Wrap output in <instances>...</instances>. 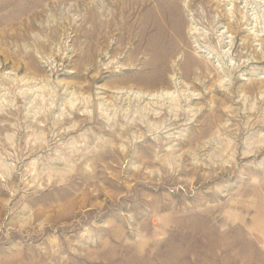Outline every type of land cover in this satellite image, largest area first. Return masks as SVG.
Returning a JSON list of instances; mask_svg holds the SVG:
<instances>
[{
	"label": "rangeland",
	"instance_id": "374dc122",
	"mask_svg": "<svg viewBox=\"0 0 264 264\" xmlns=\"http://www.w3.org/2000/svg\"><path fill=\"white\" fill-rule=\"evenodd\" d=\"M263 147L264 0H0V264H210L183 202L253 205Z\"/></svg>",
	"mask_w": 264,
	"mask_h": 264
},
{
	"label": "bare ground",
	"instance_id": "6f19581e",
	"mask_svg": "<svg viewBox=\"0 0 264 264\" xmlns=\"http://www.w3.org/2000/svg\"><path fill=\"white\" fill-rule=\"evenodd\" d=\"M262 151H264V149L256 148L255 150L244 153L241 158L242 159H249V158H252L254 156H257L259 154V152H262ZM249 170L250 171H256V169H254L252 167L249 168ZM208 178H210V177H208ZM263 183H264V181H263ZM241 189H242V187H241ZM259 189L260 190L256 192L257 201L253 205H251L250 203H247L244 200H238V201H233V202L229 201V203H226V202L222 203V204L219 203L218 205L215 204L214 206L213 205L207 206L206 201L217 200V198L219 196H221V194L218 191H215L214 189L210 190L207 193L197 192L194 196L190 197V198H192L193 201L189 204H187L188 201H187V203L183 202V205H182V208L180 211L183 212L184 214L180 217V219L181 220L188 219V220H190L189 221L190 223H191V221L194 223V224L189 223L190 226H189V228L187 227L189 230V231H187L188 234L190 232L191 233L190 235H192L194 237H204L206 235L208 237L214 236L215 237L214 239L209 240L211 243L216 241V240H219L220 239L219 237H222L225 239L224 246L222 248H220V250H219L220 256L214 255L213 257H210L213 259V260L211 259L212 263H210V264H217L219 262L224 263V261H225V256L223 257L224 253L231 255L232 258L229 257V258H231V261L236 262L237 260H236L235 256L232 254L233 252H231L232 250H234L236 248L235 240H238L241 242H242V240H244L243 244H246V242L249 241V240L246 241V239H244L247 232L252 233L253 231L257 230V229L251 228V227H247L246 223L249 220H252L253 222L257 221L260 223H264V184H261L259 186ZM239 191H242V190H239ZM251 193H254V188H252V185L249 183L244 185L243 195H250ZM167 203L168 202L162 203L163 204L162 207L166 208V209H170L171 208L169 206L170 204H167ZM226 208H227V211L225 213L231 215L229 223H226L227 220L224 217H222V215H221V212ZM216 213H218L217 216H216ZM213 214H215V216H216L215 218L212 217ZM61 218H62V216H61ZM220 220H223L226 223V225H223L222 228L220 226H218ZM237 223H238L239 227L235 228V225ZM185 225H183V226H185ZM187 225H188V223H187ZM245 225H246V227L244 228ZM224 226L225 227L227 226V228H225ZM259 232L264 233V231H262V230H259ZM253 233H255V232H253ZM256 233H257V231H256ZM232 237H237V238H234V242H233ZM242 237H244V238H242ZM203 242H204V240L203 241L201 240L200 244H193V245L189 244L188 246L192 250H199V246H202ZM210 242H207V244H209ZM207 244L204 243V245H206V246H207ZM219 245L221 247V244H219ZM209 246L214 247L213 245H210V244H209ZM211 260H210V262H211Z\"/></svg>",
	"mask_w": 264,
	"mask_h": 264
}]
</instances>
